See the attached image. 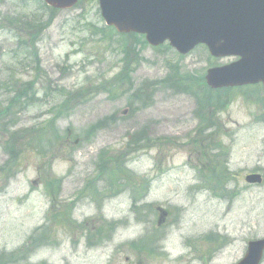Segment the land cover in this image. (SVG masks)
Returning <instances> with one entry per match:
<instances>
[{
	"label": "rangeland",
	"instance_id": "1",
	"mask_svg": "<svg viewBox=\"0 0 264 264\" xmlns=\"http://www.w3.org/2000/svg\"><path fill=\"white\" fill-rule=\"evenodd\" d=\"M102 18L0 0V264H235L264 237V89Z\"/></svg>",
	"mask_w": 264,
	"mask_h": 264
},
{
	"label": "water",
	"instance_id": "2",
	"mask_svg": "<svg viewBox=\"0 0 264 264\" xmlns=\"http://www.w3.org/2000/svg\"><path fill=\"white\" fill-rule=\"evenodd\" d=\"M53 9L72 7L77 0H44ZM107 25L118 32L145 34L159 45L165 40L180 53L205 43L213 56L237 55L239 60L208 69L213 88L255 83L264 85V0H98ZM249 182L259 181L256 175ZM161 211L159 221L165 217ZM264 239L248 243L238 264H257Z\"/></svg>",
	"mask_w": 264,
	"mask_h": 264
},
{
	"label": "trees",
	"instance_id": "3",
	"mask_svg": "<svg viewBox=\"0 0 264 264\" xmlns=\"http://www.w3.org/2000/svg\"><path fill=\"white\" fill-rule=\"evenodd\" d=\"M139 39V38H138ZM137 39V40H138ZM140 40V39H139ZM135 43H136V39H135V41H134ZM171 80H169V82H170ZM171 83V82H170ZM172 87H173V85H172ZM188 87L186 86V89H187ZM20 90V89H19ZM27 90H28V88H27ZM22 94H24V93H22Z\"/></svg>",
	"mask_w": 264,
	"mask_h": 264
},
{
	"label": "bare ground",
	"instance_id": "4",
	"mask_svg": "<svg viewBox=\"0 0 264 264\" xmlns=\"http://www.w3.org/2000/svg\"><path fill=\"white\" fill-rule=\"evenodd\" d=\"M197 47V46H196ZM222 57H225V56H222Z\"/></svg>",
	"mask_w": 264,
	"mask_h": 264
}]
</instances>
